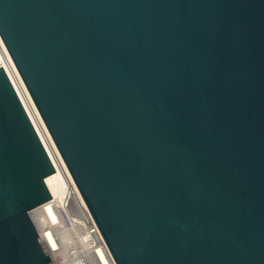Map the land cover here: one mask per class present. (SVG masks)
Returning a JSON list of instances; mask_svg holds the SVG:
<instances>
[{
	"label": "water",
	"instance_id": "water-1",
	"mask_svg": "<svg viewBox=\"0 0 264 264\" xmlns=\"http://www.w3.org/2000/svg\"><path fill=\"white\" fill-rule=\"evenodd\" d=\"M0 37L115 264H264V0H0ZM54 171L0 66V264H53Z\"/></svg>",
	"mask_w": 264,
	"mask_h": 264
},
{
	"label": "built area",
	"instance_id": "built-area-1",
	"mask_svg": "<svg viewBox=\"0 0 264 264\" xmlns=\"http://www.w3.org/2000/svg\"><path fill=\"white\" fill-rule=\"evenodd\" d=\"M0 66L9 78L28 118L30 119L43 147L45 148L52 165H55L47 151L43 139L48 144L52 153L53 146L45 131L41 128L42 137L37 131L35 124L28 112L37 117L36 106L18 72L13 61H6V67L0 61ZM26 103V104H25ZM28 107V108H27ZM39 113V112H38ZM37 124H40L37 120ZM54 154V153H53ZM65 165V163H64ZM64 170L65 183L62 189V196L57 199L51 196L47 202L29 211V218L39 238L46 248L53 264H115L109 249L86 205L69 171L59 164ZM66 166V165H65ZM67 168V167H66ZM68 170V169H67ZM47 208L55 214L56 220L51 221L47 215ZM68 231L73 236L74 255L66 259L59 255L62 248V233ZM48 234V235H47ZM49 236V237H48ZM52 241L54 246L49 243ZM73 260H76L73 261Z\"/></svg>",
	"mask_w": 264,
	"mask_h": 264
},
{
	"label": "bare ground",
	"instance_id": "bare-ground-1",
	"mask_svg": "<svg viewBox=\"0 0 264 264\" xmlns=\"http://www.w3.org/2000/svg\"><path fill=\"white\" fill-rule=\"evenodd\" d=\"M0 61L3 62L4 66L6 67V61H10L12 62V59L0 37ZM33 102V101H32ZM26 104V103H25ZM34 104V103H33ZM28 108V107H27ZM37 110V109H36ZM28 112L31 115V118L35 124V127L37 129V131L39 132L40 136L42 137V133H41V128L43 131H45V133L47 134L48 138H49V142L51 143V145L53 146V150H55V152L52 153L51 149L49 148L48 144L46 143V141L43 139V142L47 148V151L55 165V171L48 175L45 178V184L51 194V196H53L54 198L59 199L62 196V189H63V185L65 183V175H64V170H62V168L59 166V164L64 166V169L66 172H68L66 166L64 165V161L61 157V155L59 154L40 114L38 113V111H36L37 113V117L32 116L29 108H28ZM37 120H39L40 124H37ZM43 138V137H42ZM46 204V203H45ZM47 210V215L49 220L51 221H55L56 217L55 214L53 213V211H51L49 208L46 209ZM48 235V234H47ZM49 237V236H48ZM62 248L61 251L59 252V255H61V257H64V259H66L67 257H69L70 255H74V243H73V236L71 235V233H69L68 231L62 233ZM49 243L51 244V246L54 244L52 243V241L49 240ZM76 262V260H73Z\"/></svg>",
	"mask_w": 264,
	"mask_h": 264
}]
</instances>
